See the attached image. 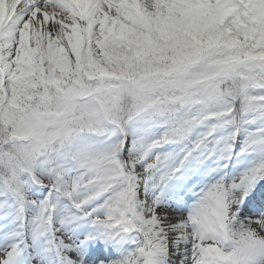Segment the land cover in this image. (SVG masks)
I'll return each instance as SVG.
<instances>
[{"label": "snow or ice", "instance_id": "snow-or-ice-1", "mask_svg": "<svg viewBox=\"0 0 264 264\" xmlns=\"http://www.w3.org/2000/svg\"><path fill=\"white\" fill-rule=\"evenodd\" d=\"M0 264H264V0H0Z\"/></svg>", "mask_w": 264, "mask_h": 264}]
</instances>
